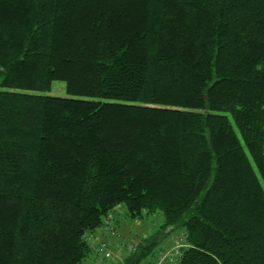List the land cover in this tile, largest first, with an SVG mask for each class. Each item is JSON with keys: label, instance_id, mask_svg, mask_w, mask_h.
Listing matches in <instances>:
<instances>
[{"label": "trees", "instance_id": "16d2710c", "mask_svg": "<svg viewBox=\"0 0 264 264\" xmlns=\"http://www.w3.org/2000/svg\"><path fill=\"white\" fill-rule=\"evenodd\" d=\"M122 204L123 264H264V0H0V264H107Z\"/></svg>", "mask_w": 264, "mask_h": 264}, {"label": "rangeland", "instance_id": "374dc122", "mask_svg": "<svg viewBox=\"0 0 264 264\" xmlns=\"http://www.w3.org/2000/svg\"><path fill=\"white\" fill-rule=\"evenodd\" d=\"M51 94L57 96H66L67 94L65 83L55 81L53 83ZM114 213L115 217L112 221V224L114 226L116 234L111 236V234L107 233L105 234V236H103L99 231L95 233V236H103L100 239L106 240L110 243V245H114L116 242H118V244L130 243L133 244L134 247L144 245L146 244V242H148V239L152 238L150 236L157 231V229L159 228V223L161 224L162 221V215L159 214H157L155 217H146L141 221L131 220L126 216V207L124 204L119 205V207L115 210ZM181 234V230H176L172 232V234L168 235V237L162 239V242H159L157 246L153 249L152 253L148 257L144 258L140 264H147L156 260L161 254V250H168L174 247L179 240L183 243L184 240ZM174 238H177L175 243ZM93 256L94 254L92 253L91 257L88 258L84 264H92ZM123 263V260L121 261V263H119V261L114 262V260H112L107 264Z\"/></svg>", "mask_w": 264, "mask_h": 264}, {"label": "built area", "instance_id": "2783aa9c", "mask_svg": "<svg viewBox=\"0 0 264 264\" xmlns=\"http://www.w3.org/2000/svg\"><path fill=\"white\" fill-rule=\"evenodd\" d=\"M111 232L114 235L115 231L111 227ZM125 250L127 251H132L134 250V245L133 244H118L116 248H108L106 244L102 243L98 249H97V254H98V262L103 261L104 259L110 258L112 260H122L125 254ZM173 251V254L176 255L178 254V249L175 248ZM169 252L165 253L163 256H160V260L157 262H154L153 264H162L163 260L169 256Z\"/></svg>", "mask_w": 264, "mask_h": 264}, {"label": "crops", "instance_id": "0c3cea01", "mask_svg": "<svg viewBox=\"0 0 264 264\" xmlns=\"http://www.w3.org/2000/svg\"><path fill=\"white\" fill-rule=\"evenodd\" d=\"M103 237V236H102Z\"/></svg>", "mask_w": 264, "mask_h": 264}]
</instances>
